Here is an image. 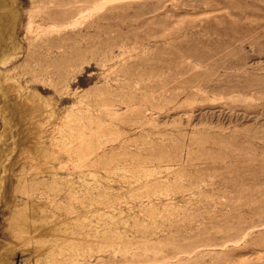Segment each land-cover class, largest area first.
<instances>
[{
	"label": "rangeland",
	"instance_id": "374dc122",
	"mask_svg": "<svg viewBox=\"0 0 264 264\" xmlns=\"http://www.w3.org/2000/svg\"><path fill=\"white\" fill-rule=\"evenodd\" d=\"M0 264H264V0H0Z\"/></svg>",
	"mask_w": 264,
	"mask_h": 264
}]
</instances>
